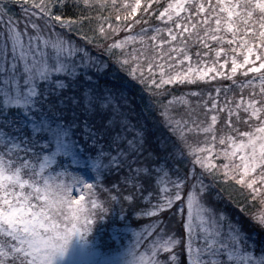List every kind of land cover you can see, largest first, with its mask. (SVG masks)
Returning <instances> with one entry per match:
<instances>
[{"label": "snow or ice", "instance_id": "1", "mask_svg": "<svg viewBox=\"0 0 264 264\" xmlns=\"http://www.w3.org/2000/svg\"><path fill=\"white\" fill-rule=\"evenodd\" d=\"M12 5L23 19L10 14ZM69 6L76 19L65 16ZM138 11L149 18L158 12L160 24L137 19ZM66 32L86 45L124 32L95 47L150 95H164L170 85L209 86L207 93L187 94L203 98L195 108L184 95L163 105L160 115L176 143L169 149L167 140L160 142L166 155L149 153L154 167H132L145 150L147 130L128 126L111 95L84 90L79 98L75 91L67 96L99 65ZM238 71L256 75L238 84ZM222 80L232 87H213ZM172 106L187 108V117L172 115ZM0 126V264H53L63 257L74 236L91 231L96 212H105L96 189L110 192L103 178L120 169L128 171L122 182L137 193L125 201L139 198L142 179L158 188L156 202L148 193L142 210L157 219L133 232L128 264H180L174 250L181 245L186 264H264V249L257 256L240 224L205 199L216 183L231 181L246 194L240 212L264 229V0H0ZM190 135L203 139L193 144ZM184 161L191 164L187 172L172 167ZM222 192L217 199H224ZM248 205L259 207L249 213ZM165 212L179 217L183 235L165 231L159 218Z\"/></svg>", "mask_w": 264, "mask_h": 264}, {"label": "rangeland", "instance_id": "2", "mask_svg": "<svg viewBox=\"0 0 264 264\" xmlns=\"http://www.w3.org/2000/svg\"><path fill=\"white\" fill-rule=\"evenodd\" d=\"M143 2H144V0H142V3ZM163 3H164V0H162V4ZM153 5H155V4H153ZM160 10H162V7ZM16 19H23V18L21 17V15H19L16 17ZM146 19L148 20V22L150 21L147 15H146ZM113 22L115 23V21H113ZM159 24H160L159 21H157L156 23H153V24L149 22V25H152V26H156ZM144 26L145 25H143V24L137 25V26H135L133 31L139 32L140 28L144 27ZM21 27H22V25H21ZM88 28H89V25H85L84 31L88 32ZM57 31H60V30L57 29ZM65 34H66L68 39L75 41V43L77 45L87 48L92 57H93V54L95 55V53L93 52L95 50V48L92 46L94 44H92V45L84 44V42L81 41L78 36H76L78 34H76L74 32L73 33H67L66 32ZM89 34H91V33H89ZM124 35H125V33L121 32V33H119V35L117 37H118V39H122ZM113 40H115V36L111 37L108 40L101 39L97 36L96 40H94V43H100V44L105 45V47H106L107 44L111 43ZM137 47H139V45H137ZM193 52H195L194 49H193ZM94 58H96V57H94ZM98 65H99V70H97V68H90L88 70L87 74L91 78V80L88 81L85 79L84 82H82V83H80L78 81V85H77L75 90H73L71 88L69 90H67V93H66L67 96H73L74 91H75V94L77 95V98H78V97L83 95L84 90L91 91L93 94H99L101 96L111 95L113 97V105H115L116 108H119L120 112L121 111L123 112V109L126 107V105L124 103L120 102L121 96L118 95V92H116V91H114V89H110V88L109 89L100 88V86L96 82V80H99V79H97L99 77L98 74H100V76H102V75L106 76L108 74V75H111L109 77L112 78V77H116L118 75L119 71H118V73L114 72L113 75L110 73H107V69L103 66L104 64L102 62H100L99 59H98ZM245 67H248V66H245ZM81 71H83V70H81ZM226 71H227V69H226ZM252 74L249 73L248 77H243L240 75V73L238 71L235 79H236L237 83L239 84V82L241 83L242 80H239L237 78H244V81H245L246 79L251 78ZM128 78H130V77L128 76ZM226 81H229V80H222V81L213 82V87H220L222 89L225 87H232V82L231 81L226 82ZM219 84L222 86H220ZM179 86L184 87L185 85H179ZM134 87H136V86H134ZM166 87H178V86L177 85H170V86H166ZM188 88H190V86H186V90ZM196 89L197 90H193V91H203V92L207 93L209 91V86L205 85V84H200L199 86H197ZM174 90H176V89L174 88ZM162 91L168 97L161 99L159 103H156L155 101L152 103L150 94L148 92H145V91H143V94L140 97L143 104L146 106L145 112L148 115L149 120L146 117H144L143 115H141V116L136 115V120L134 123H132L131 119H132V115H134V114L129 115L130 112L132 111L130 108H132V109H137V108L134 106L135 105L134 101L133 102L129 101L127 103V105H129L127 122H128V126L132 127L134 130L135 129H146L147 130V136H148V133L153 128V132H154V134H156L157 139H160L159 145L161 146L160 142L162 140H167L168 144H169V149H170L171 146L176 143V138L174 136H172L169 133V131L168 132L166 131L167 127H165L164 122H163V118L160 115V113L163 111V105L167 104V101L172 99L173 96L179 97L181 95H184L185 98L189 101L190 106L192 108H195L196 105L199 102H201L203 98L202 97H191V96L187 95L188 94L187 91H184V90H180L181 92H179V93H178V91H176L175 94H172L173 96L170 95L169 93H167L165 91V89ZM190 92H192V91H190ZM221 95L223 96V93H221ZM231 95H232V93H229V96H231ZM221 100H223V97L221 98ZM107 111L109 114H111L112 113V106H110ZM187 111H188V109L185 108L184 106H172L170 108V113L172 115L177 116V117H179L180 115H184L185 117H187ZM12 114H13V112L9 113V115H12ZM197 114H198L199 119H205L202 108L197 109ZM150 124H152V125H150ZM157 125H159V127ZM221 126H222V124L221 125L217 124V126H216L217 130H219ZM0 127H2V126H0ZM3 130L5 132L11 131V129H9V128H3ZM241 130H246V126L241 127ZM225 132H227L226 128H225ZM133 135H134V131L132 133H127L128 139H131L133 137ZM162 138H165V139H162ZM188 139L191 143L196 144L200 140L203 139V136L197 137V136L190 135L188 137ZM145 150L137 158V163L132 165L133 168L141 167L142 163L140 162V160L142 159V156H143ZM113 154H115V152H113ZM130 159H131V157H130ZM178 163H180L179 165L183 169L191 167V164L188 163L187 161L178 162ZM197 171H199V169H197ZM127 176H128V171L126 169H120L119 171L113 170L111 173L105 174V176L103 178V182L105 180H107V177H110V178L116 177L117 180H115V182H116L115 185L118 186L119 192H116L114 189H112V186H108L107 183H103V185H104L103 188L110 189L111 190L110 192H105V191L101 190L100 188L96 189L98 200L103 203V206L105 208V212L103 214H101L99 211H97L95 216L93 217L94 223L91 225V231L88 234L84 235L83 238L74 236L72 238V241L70 242V244L68 246V249H67L65 255L63 257L55 258L53 261V264H128V262L130 260L128 252H129L130 246L132 245V242L134 239L133 232L135 231L136 233H140L143 231L145 226L150 225L151 223L150 224H143L141 226H131V227L126 226V225L117 224L118 220L124 219V217L133 210V209L129 210V209H131L132 205L123 199L124 195H133L134 196V194H132L134 188L130 187V188H127V190H125V191L122 190L123 188H126L124 183L122 182V178H126ZM92 179L93 178L90 176L85 177V180L88 182H91ZM221 179H222V177H221ZM150 180L151 179H147V181H148L147 184H150V186L152 187V188H150V191H149V193H151L152 195L150 197H148V199H150L152 203H155L156 202L155 197L158 193V188L155 185V181L154 180L150 181ZM205 183H208V182L205 181ZM217 184H222V183H217ZM222 186H224V187L227 186L228 189L233 191V192H235L237 190L236 193L240 199L238 201H240L241 204L245 203L246 194L241 195V192L238 190L239 186L234 185L231 181H229L228 184H222ZM145 188L148 189L147 187H145ZM212 189L215 192H213L211 190L212 191L211 193H214V195L216 196V194H217L216 189L214 187ZM110 196L119 197V203H114L113 200L110 199ZM205 199L209 205H211L212 207L215 206V204L212 205V203H210L209 193L205 197ZM142 200L145 201L144 198ZM133 201L136 204H142V201L139 199H136V200L133 199ZM115 207H119V209L121 210V212H119V216H117V214H115V209H116ZM221 207H223V206H219L217 210L222 211ZM246 207H247V211L249 213H252V212L257 211L259 206L257 205L256 207H253L251 205H248ZM122 210H124L123 213H122ZM170 211L171 210H169V212ZM169 212H165V213H162L160 215V219H162L165 222V224L167 225L165 231L170 232L174 228L175 231H177L178 233L183 235L182 226L180 223H177V220L179 219V217H174L172 219H169ZM222 212L228 217V220L234 224H235V221L230 218L231 215H238V214L241 215L240 211L237 210L234 206H230V209L226 208V212H224V211H222ZM248 218H247V220L249 221L250 224H255ZM255 225L258 228H260V226L258 224H255ZM161 226L163 227L164 225H161ZM177 227H178V230H177ZM226 227H227V221L225 222V228ZM241 228H242V226H241ZM261 230L264 231V229H261ZM242 231L244 232L243 228H242ZM245 235H247V234L245 233ZM149 239H151V238L149 237ZM248 242L250 245L254 246V252L257 256H259L261 254L262 249L256 250L255 242L252 241L251 238H249V237H248ZM145 243H147V241H145ZM181 247L179 249H177L178 252L176 251L177 255L179 257V260H180V257L182 256V253H184L183 246L181 245ZM139 250L141 252L144 251L143 247H140ZM166 255L167 254H165V256ZM184 255H185V253H184ZM165 256H163L161 258L163 259V258H165ZM180 264H182V262H180ZM184 264H186V262Z\"/></svg>", "mask_w": 264, "mask_h": 264}, {"label": "trees", "instance_id": "3", "mask_svg": "<svg viewBox=\"0 0 264 264\" xmlns=\"http://www.w3.org/2000/svg\"><path fill=\"white\" fill-rule=\"evenodd\" d=\"M153 8H156V5H153ZM13 13L15 14L14 18L19 16L20 15V8L15 6V5H12L10 14H13ZM64 14H65L66 17H69V18H72V19H76L77 15H78V13L73 11V8L71 6L66 7L64 9ZM92 15L94 16L95 12H93ZM122 15H123V13H122ZM155 15H158V12H156L150 18L148 17L149 20H150L149 22L152 23V24L157 22V20L155 19ZM136 18L137 19H146V15H143L142 11H138ZM93 24H95L94 21H93ZM85 25H88L87 21H85L84 27H85ZM76 36L79 37V35H76ZM115 39H118V37L115 36ZM93 44L94 45H92V46L95 48V50L93 51L95 53V55L93 54V57L98 58L100 60V62H102L103 64L107 63L108 66L105 67L107 69V73H110V74L113 75L114 72L118 73V71H119L118 75L116 77H112V78L109 77L111 75H108V74L106 76H103V75L100 76V74H98L99 77L97 79H99V80H96L97 84L100 86V88H104V89H109L110 88V89H114V91L118 92V95L121 96L120 102H122V103H124L126 105V107L123 109V112L121 111L122 113H124L126 118H128V110H129V105H127V103L129 101L130 102L134 101V104H135L134 106L139 111L137 109L130 108L132 111L130 112L129 115L134 114V115H132V119H131L132 123L135 122L136 115H139V116L143 115L144 117H146L149 120L148 115L145 112L146 111V108H145L146 106L143 104V102H142V100L140 98L142 96V94H143V91H145V92H148V91L146 89H144L138 82L133 81L131 78H128V75L126 74V72L121 71L118 66L113 64L112 60H110L107 56H105L103 54L102 50L97 49L95 47L96 43L93 42ZM193 49L195 50V48H193ZM253 75H256V74H252V76ZM237 79L244 81V78H237ZM84 80H85V78L83 76H81L79 78V82L80 83L84 82ZM226 82H230V81H226ZM134 86H136V87H134ZM177 86L178 87H165V91L167 93H169L170 95H172V94H175L176 91H178V93L181 92L180 90L187 91V93H189L190 91H193V90H197L196 89L197 86H190V88H188L187 90H186V86H184V87L179 86V85H177ZM220 86H222V85H220ZM174 88L176 90H174ZM155 91L156 90L152 89L153 93H155ZM150 97H151L152 103L154 101L156 103H159L161 99L167 98L168 96L166 94H164L162 96L161 95L160 96L150 95ZM222 97L223 96L221 95V98ZM119 111H120V109H119ZM223 115L224 114H221L222 118H223ZM10 116L14 117V113L12 115H10ZM218 124L219 125L222 124V119H221V122L218 123ZM150 125H152V124H150ZM157 126L159 127V125H157ZM243 126L244 125H240V128L243 127ZM117 131H119V127L118 126H117ZM166 131L168 132L167 129H166ZM146 139H147V142H146V144L144 146V148L146 150H145V152H144V154L142 156V159L140 160V162L142 163L141 167L147 166L149 168H152V167H154V164H153L152 160L147 159V157L149 156V153L152 154L153 159L155 157H157V156L166 155L167 153L161 152V146L159 145V140L160 139H157L156 134H154V132H153V128L148 133V136L146 137ZM162 139H165V138H162ZM106 147H107V144H106ZM179 164L180 163H178V162L173 163L172 167L173 168H179L182 173L187 172L188 168L183 169ZM173 177H174V174H173ZM115 180H117L116 177H114V178L107 177V180H105L103 183H107L108 186H113V185L116 184ZM205 180L207 182H209L207 178ZM150 181H152V180H150ZM141 183H142L144 191L139 193L138 194L139 198H136V199L141 200L142 204H136L134 201H132L130 203L132 205V207L129 210H132V209L133 210L129 214H127L124 217V219L118 220L117 224L126 225V226H129V227H131V226H141L143 224H150V223H152L153 220L157 219V217H145V216L142 215V210L147 209L149 207V203L147 202V200L143 201L142 199L148 195V193L150 191V188H152V187L150 186V184H147L148 183L147 179H142ZM124 185H125L126 188H123L122 189L123 191L127 190V188H130V186L127 185L126 183H124ZM145 187H147L148 189H146ZM213 187L216 189V193L220 192L221 189H223L222 195H223L224 199H222V200L215 198L216 196L214 195V193H211L212 191L215 192L213 189H212V191L209 192L210 203H212V205L215 204L214 207L216 209H218L219 206H223V207H226V208H229V209H230V206H234L237 210L240 211L239 205L241 203H240V201H238L240 199H239V196L236 193L237 190L235 192H233V191L229 190L227 186L224 187V186H222V184H217V183ZM238 190H239V187H238ZM132 194H134V196H137L135 188H134ZM115 208H116L115 209V214H117V216H119V212H121V210L119 209V207H115ZM246 211H247V207H246ZM240 213H241V215H239V214H238L239 216L238 215H231L230 218L232 220H234L235 223L238 222L240 224V226H242L244 232L249 237L251 235H256L257 238L254 241L255 244H256V250L262 249L261 247H263L262 245L264 243V231L261 230L260 228H258L255 224H250L249 221L247 220L248 217L246 215H244V213H242V212H240ZM181 259H182V262H184V263L186 262L185 255H182Z\"/></svg>", "mask_w": 264, "mask_h": 264}, {"label": "clouds", "instance_id": "4", "mask_svg": "<svg viewBox=\"0 0 264 264\" xmlns=\"http://www.w3.org/2000/svg\"><path fill=\"white\" fill-rule=\"evenodd\" d=\"M71 241H72V240H71ZM71 241H70V242H71ZM70 242H69V244H70ZM69 244H68V246H69ZM68 246H67V249H68Z\"/></svg>", "mask_w": 264, "mask_h": 264}]
</instances>
